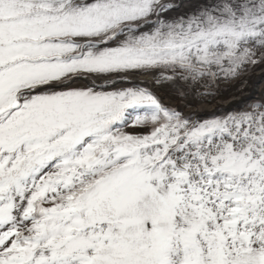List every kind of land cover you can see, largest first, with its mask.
<instances>
[{
	"label": "snow or ice",
	"instance_id": "obj_1",
	"mask_svg": "<svg viewBox=\"0 0 264 264\" xmlns=\"http://www.w3.org/2000/svg\"><path fill=\"white\" fill-rule=\"evenodd\" d=\"M257 69L264 0H0V264H264Z\"/></svg>",
	"mask_w": 264,
	"mask_h": 264
},
{
	"label": "bare ground",
	"instance_id": "obj_2",
	"mask_svg": "<svg viewBox=\"0 0 264 264\" xmlns=\"http://www.w3.org/2000/svg\"><path fill=\"white\" fill-rule=\"evenodd\" d=\"M261 79H264V75H261V70L257 69L256 72L252 74V78H251V81L249 82V84L247 86V90L245 92L233 94L229 98H227V100H231L235 104L239 100H242L243 97L252 95L253 93L256 92L257 84L259 83V81ZM156 91H157V95H159L165 102H168L169 89L161 88V89H157ZM179 103L181 104L182 107H184V110L186 112L187 111H193V110H195V111L200 110L199 105H197L195 109H192V108L185 106L183 101H180ZM207 108L209 111H212V110H214L215 105H208Z\"/></svg>",
	"mask_w": 264,
	"mask_h": 264
},
{
	"label": "rangeland",
	"instance_id": "obj_3",
	"mask_svg": "<svg viewBox=\"0 0 264 264\" xmlns=\"http://www.w3.org/2000/svg\"><path fill=\"white\" fill-rule=\"evenodd\" d=\"M222 88L224 87L223 85L221 86ZM261 89L263 90L264 92V85L261 87ZM233 90L232 89H229V91L227 93H225V95L227 96V98H229L232 94ZM237 94V93H235ZM260 96V94L258 95V97Z\"/></svg>",
	"mask_w": 264,
	"mask_h": 264
}]
</instances>
